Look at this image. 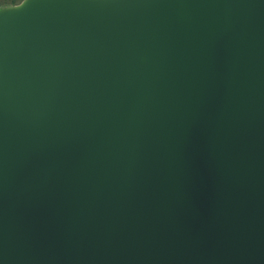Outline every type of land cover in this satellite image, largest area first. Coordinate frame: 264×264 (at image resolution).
Here are the masks:
<instances>
[{"label":"water","instance_id":"1","mask_svg":"<svg viewBox=\"0 0 264 264\" xmlns=\"http://www.w3.org/2000/svg\"><path fill=\"white\" fill-rule=\"evenodd\" d=\"M0 264H264V0L0 7Z\"/></svg>","mask_w":264,"mask_h":264},{"label":"trees","instance_id":"2","mask_svg":"<svg viewBox=\"0 0 264 264\" xmlns=\"http://www.w3.org/2000/svg\"><path fill=\"white\" fill-rule=\"evenodd\" d=\"M21 0H9V3L7 5H16L20 2ZM6 5V4H4Z\"/></svg>","mask_w":264,"mask_h":264},{"label":"rangeland","instance_id":"3","mask_svg":"<svg viewBox=\"0 0 264 264\" xmlns=\"http://www.w3.org/2000/svg\"><path fill=\"white\" fill-rule=\"evenodd\" d=\"M9 3V0H0V7H3V6H9L7 5ZM6 4V5H4Z\"/></svg>","mask_w":264,"mask_h":264}]
</instances>
